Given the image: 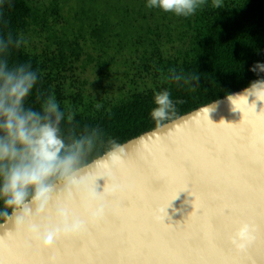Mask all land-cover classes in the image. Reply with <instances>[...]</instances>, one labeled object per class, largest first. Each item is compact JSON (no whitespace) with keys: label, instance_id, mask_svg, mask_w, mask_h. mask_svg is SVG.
<instances>
[{"label":"water","instance_id":"obj_1","mask_svg":"<svg viewBox=\"0 0 264 264\" xmlns=\"http://www.w3.org/2000/svg\"><path fill=\"white\" fill-rule=\"evenodd\" d=\"M248 86L118 144L117 166L108 150L81 165L77 178L105 188L107 207L81 235L45 249L15 214L6 217L0 264H264V104L240 112L228 100ZM68 196L67 182L55 181L44 227L56 225ZM241 223H251L253 238L237 249L229 237Z\"/></svg>","mask_w":264,"mask_h":264},{"label":"trees","instance_id":"obj_2","mask_svg":"<svg viewBox=\"0 0 264 264\" xmlns=\"http://www.w3.org/2000/svg\"><path fill=\"white\" fill-rule=\"evenodd\" d=\"M43 14L36 0H0V40L9 34L14 41L22 37L20 47L8 53L9 67L30 64L38 73L37 83L25 100L26 108L39 111L43 100L54 96L64 113L60 128L66 140L97 133L93 151L82 165L109 150V141L118 145L160 125L150 115L157 92L169 91L176 108L171 120L264 79V72L250 70L257 62L264 64V0L224 1L221 8L210 4L194 17L185 18L177 37L167 39L169 46L160 36L134 44L129 58L134 64V85L126 92L102 98L97 106L84 101V91L75 96L66 93L67 77L75 72L57 63L61 55L34 51L30 33L37 27L43 30L42 23L47 20ZM108 24L109 20H104L102 27ZM95 31L100 35L99 29ZM175 75L182 79L175 80ZM195 77L198 80L193 81ZM3 210L0 200V212ZM5 218L0 216V222Z\"/></svg>","mask_w":264,"mask_h":264},{"label":"clouds","instance_id":"obj_3","mask_svg":"<svg viewBox=\"0 0 264 264\" xmlns=\"http://www.w3.org/2000/svg\"><path fill=\"white\" fill-rule=\"evenodd\" d=\"M205 3L206 0H147L146 7L186 18L194 15ZM212 7L221 8V0H212ZM22 42V37L14 41L11 34L0 40V54L3 55L0 59V200L4 205L0 216L15 214L16 224L21 227L27 224L32 238L47 249L57 239L79 236L88 226L103 220L107 211L105 188L103 192H97L95 185L77 178L80 166L93 151L97 133L93 131L90 135L66 140L60 128L64 113L54 96L44 99L39 111L25 107V100L37 83L38 73L30 64L9 67L7 60L10 49L19 48ZM250 70L264 72V64L257 62ZM173 78L182 79L180 75ZM196 80L198 77L193 78ZM250 97L253 98L251 103ZM228 100L233 110L242 112L243 105L257 112V102L264 104V79L251 82L243 93L229 95ZM154 103L156 107L150 115L157 124L169 120L176 112L167 90L155 93ZM68 120H72L71 115ZM109 144L106 162L117 166L122 159L120 146L115 141H109ZM55 181L67 182L69 196L56 209V225L41 229L35 221L47 208ZM72 191L81 194L84 218L72 216L67 211ZM29 205L34 207V212ZM252 238L248 223H241L229 237L237 249H243Z\"/></svg>","mask_w":264,"mask_h":264},{"label":"rangeland","instance_id":"obj_4","mask_svg":"<svg viewBox=\"0 0 264 264\" xmlns=\"http://www.w3.org/2000/svg\"><path fill=\"white\" fill-rule=\"evenodd\" d=\"M36 1L47 20L42 23L43 30L37 27L30 33L34 51L61 55L57 63L75 72L67 77L66 93L75 96L84 91V101L96 106L102 98L126 92L134 85V64L129 60L134 44L160 36L169 46L167 39L177 37L185 24V17L147 8V0ZM210 4L212 0H206L190 17ZM104 20H109L106 28L102 27Z\"/></svg>","mask_w":264,"mask_h":264},{"label":"snow or ice","instance_id":"obj_5","mask_svg":"<svg viewBox=\"0 0 264 264\" xmlns=\"http://www.w3.org/2000/svg\"><path fill=\"white\" fill-rule=\"evenodd\" d=\"M70 198H71V203L67 205V211L70 215L79 217L80 208H81V200L75 193H71ZM49 203H50V201H49ZM56 206L57 205L55 203L54 207H56ZM45 220L52 222L53 218L51 216H49L48 218L40 217V220L37 224H39L41 227H44L43 222ZM248 224L250 225V227H252L251 223H248ZM29 243H31V239L29 240ZM57 244H59V241H57Z\"/></svg>","mask_w":264,"mask_h":264}]
</instances>
